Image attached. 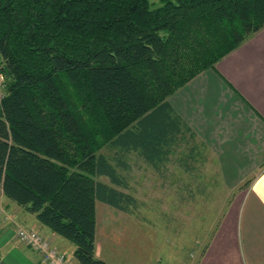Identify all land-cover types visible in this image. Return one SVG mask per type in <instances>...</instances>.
Returning a JSON list of instances; mask_svg holds the SVG:
<instances>
[{"label":"trees","instance_id":"obj_1","mask_svg":"<svg viewBox=\"0 0 264 264\" xmlns=\"http://www.w3.org/2000/svg\"><path fill=\"white\" fill-rule=\"evenodd\" d=\"M263 27L264 0H0V193L77 264H110L97 202L138 207L132 154L160 171L184 143L192 166L196 135L169 96Z\"/></svg>","mask_w":264,"mask_h":264},{"label":"crops","instance_id":"obj_2","mask_svg":"<svg viewBox=\"0 0 264 264\" xmlns=\"http://www.w3.org/2000/svg\"><path fill=\"white\" fill-rule=\"evenodd\" d=\"M168 101L185 127L195 133L199 147L194 160H189L192 166L187 162L190 147L183 143L158 172L168 171L176 164L193 173L203 153L215 161L224 185L236 190L202 264H264V27L220 59L214 68L200 72L178 88ZM104 207L116 209L97 202L96 253L98 220ZM21 226L42 231L78 263L74 243L1 192L2 264H44L39 251L18 239L16 228Z\"/></svg>","mask_w":264,"mask_h":264},{"label":"rangeland","instance_id":"obj_3","mask_svg":"<svg viewBox=\"0 0 264 264\" xmlns=\"http://www.w3.org/2000/svg\"><path fill=\"white\" fill-rule=\"evenodd\" d=\"M5 91L0 73V95ZM195 164L193 173L176 164L160 173L132 154L131 169L124 171L130 184L126 192L135 196L138 207L100 210L96 255L110 264H202L236 190L224 185L211 155L201 153ZM98 179L109 183L105 176Z\"/></svg>","mask_w":264,"mask_h":264},{"label":"built area","instance_id":"obj_4","mask_svg":"<svg viewBox=\"0 0 264 264\" xmlns=\"http://www.w3.org/2000/svg\"><path fill=\"white\" fill-rule=\"evenodd\" d=\"M18 236L22 242L41 253L45 264H77L66 251L54 246L39 230L22 227L18 230Z\"/></svg>","mask_w":264,"mask_h":264}]
</instances>
